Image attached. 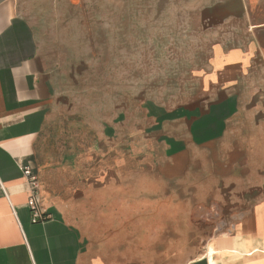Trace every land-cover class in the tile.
Segmentation results:
<instances>
[{"label": "rangeland", "instance_id": "374dc122", "mask_svg": "<svg viewBox=\"0 0 264 264\" xmlns=\"http://www.w3.org/2000/svg\"><path fill=\"white\" fill-rule=\"evenodd\" d=\"M223 2L54 0L42 14L40 52L60 84L49 134L61 162L87 181L107 168L130 181L140 173L142 188L156 177V196L170 199L142 203L139 229L109 221L102 231L143 264L200 258L206 227L222 221L213 220L217 199L245 195L243 141L222 135L224 123L243 117L209 107L200 77L220 37L214 9Z\"/></svg>", "mask_w": 264, "mask_h": 264}, {"label": "crops", "instance_id": "0c3cea01", "mask_svg": "<svg viewBox=\"0 0 264 264\" xmlns=\"http://www.w3.org/2000/svg\"><path fill=\"white\" fill-rule=\"evenodd\" d=\"M53 2L0 0V264H143L109 245L102 231L109 221H133L139 229L142 203L168 204V197L156 196L157 178L149 176L142 188L140 173L130 181L107 168L87 181L51 145L61 94L40 52V21ZM214 10L220 37L200 77L209 107L243 117L241 124L224 123L222 135L228 130L243 141L245 195L217 199L213 220L222 221L206 227L205 253L181 264H211L207 253L215 264H264V0H227ZM24 167L39 179L47 221L32 222Z\"/></svg>", "mask_w": 264, "mask_h": 264}, {"label": "built area", "instance_id": "2783aa9c", "mask_svg": "<svg viewBox=\"0 0 264 264\" xmlns=\"http://www.w3.org/2000/svg\"><path fill=\"white\" fill-rule=\"evenodd\" d=\"M22 172H23L25 179L28 182V188L31 194L29 198L28 206L30 208L32 222L34 224H37V223L47 221L49 217L42 210L40 206V202H39L38 193L40 189V182H39L38 177L28 167L22 168Z\"/></svg>", "mask_w": 264, "mask_h": 264}, {"label": "bare ground", "instance_id": "6f19581e", "mask_svg": "<svg viewBox=\"0 0 264 264\" xmlns=\"http://www.w3.org/2000/svg\"><path fill=\"white\" fill-rule=\"evenodd\" d=\"M207 256L211 259V257L213 256L212 253H207ZM211 264H215V260L211 259Z\"/></svg>", "mask_w": 264, "mask_h": 264}]
</instances>
